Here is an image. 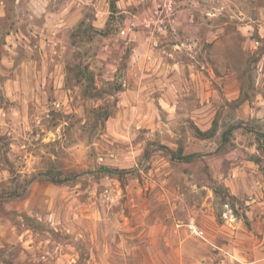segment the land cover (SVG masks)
I'll use <instances>...</instances> for the list:
<instances>
[{
  "label": "rangeland",
  "instance_id": "1",
  "mask_svg": "<svg viewBox=\"0 0 264 264\" xmlns=\"http://www.w3.org/2000/svg\"><path fill=\"white\" fill-rule=\"evenodd\" d=\"M263 134L264 0H0V264L258 261Z\"/></svg>",
  "mask_w": 264,
  "mask_h": 264
},
{
  "label": "crops",
  "instance_id": "2",
  "mask_svg": "<svg viewBox=\"0 0 264 264\" xmlns=\"http://www.w3.org/2000/svg\"><path fill=\"white\" fill-rule=\"evenodd\" d=\"M177 75H175L174 77H170V76H168L167 75V78H165L166 79V83H165V85H166V90L167 91H170V90H176V85L174 84V83H170V81H172L173 79H175V77H176ZM162 88H164V87H162ZM250 177V176H249ZM237 178H239V177H237ZM247 179H248V177H247ZM252 179H253V177L252 178H250V179H248V180H251L252 181ZM242 182H243V180H242ZM249 183V182H248ZM256 183V184H255ZM249 185H250V187H251V190H254L256 193H255V195H256V198H251V204L249 205V209L250 210H246V214H248V213H250V214H252L251 216H250V219H252L253 218V216H254V214L253 213H257L258 211H260V212H262L261 210H259V209H263L264 208V199H262V198H259V193H261L262 192V190H261V188L260 187H258L257 186V182H253V184H252V182H250L249 183ZM248 186V185H247ZM262 194V193H261ZM260 194V195H261ZM262 196V195H261ZM261 205V207H259ZM259 207V208H258ZM254 208H258L255 212H254ZM259 216H256V218H258ZM262 219L264 220V217H262ZM261 249V256L259 257V258H257L258 259V261L256 260V261H252L251 262V264H264V241H262V243H261V247H260Z\"/></svg>",
  "mask_w": 264,
  "mask_h": 264
},
{
  "label": "built area",
  "instance_id": "3",
  "mask_svg": "<svg viewBox=\"0 0 264 264\" xmlns=\"http://www.w3.org/2000/svg\"><path fill=\"white\" fill-rule=\"evenodd\" d=\"M187 228L190 231V233L193 234L194 236L201 237V238L204 237L203 229L199 228L195 223L193 222L188 223Z\"/></svg>",
  "mask_w": 264,
  "mask_h": 264
},
{
  "label": "trees",
  "instance_id": "4",
  "mask_svg": "<svg viewBox=\"0 0 264 264\" xmlns=\"http://www.w3.org/2000/svg\"><path fill=\"white\" fill-rule=\"evenodd\" d=\"M263 135H264V134H263ZM176 155H177V156H176L177 158H182V159H185V160H190V159L192 158V156H193V153L182 154L181 150H179V152H176ZM98 170H103L104 172H105V171H107V172L110 171V169L107 168V167H105V166L100 167V169H98ZM63 180H64L63 178H58V179H56L57 182H61V181H63Z\"/></svg>",
  "mask_w": 264,
  "mask_h": 264
}]
</instances>
